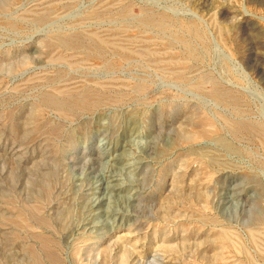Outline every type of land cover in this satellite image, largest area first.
I'll use <instances>...</instances> for the list:
<instances>
[{
  "label": "rangeland",
  "instance_id": "obj_1",
  "mask_svg": "<svg viewBox=\"0 0 264 264\" xmlns=\"http://www.w3.org/2000/svg\"><path fill=\"white\" fill-rule=\"evenodd\" d=\"M0 264H264V0H0Z\"/></svg>",
  "mask_w": 264,
  "mask_h": 264
},
{
  "label": "bare ground",
  "instance_id": "obj_2",
  "mask_svg": "<svg viewBox=\"0 0 264 264\" xmlns=\"http://www.w3.org/2000/svg\"><path fill=\"white\" fill-rule=\"evenodd\" d=\"M133 141V140H132ZM130 143V142H129ZM152 145V144H151ZM149 147V146H148ZM132 153V152H131ZM120 156V155H119ZM130 156V155H129ZM117 158V157H116ZM115 158V159H116ZM118 159V158H117ZM136 159V158H135ZM130 160H134V159H132V157H128V155L126 154V150L124 149V151L122 152V154H121V156H120V158L118 159V165H124V166H127L128 164H126L127 163V161H130ZM135 161V160H134ZM134 161L131 163V164H133V166L136 168L137 166H141L143 163H142V161H140V159L139 158H137V160H136V162L134 163ZM131 162V161H130ZM129 163V162H128ZM117 164V163H116ZM131 164H129V165H131ZM114 165H115V163H114ZM136 165V166H135ZM124 167L122 166V168H121V170L123 169ZM106 170V169H105ZM138 170V169H137ZM120 175V174H119ZM116 174H112L109 178V181H107L106 180V183H105V190H107V193H110V194H112V192H115V191H118V193L120 192L121 193V190H123V191H126V190H124V189H126L125 188V186H122V185H119V183L118 184H114L115 182V180L118 178H116ZM108 177V176H107ZM102 180V179H101ZM114 182V183H113ZM128 190V189H127ZM117 193V192H116ZM114 194V193H113ZM122 194V193H121ZM114 197V196H113ZM120 197V196H119ZM110 198V197H109ZM108 198V199H109ZM115 198V197H114ZM104 200H106V199H103V200H100V202L98 203V202H96V204L95 205H97V207H101L102 206V203L104 202ZM117 200V199H116ZM119 201V200H118ZM116 202V201H115ZM104 204V203H103ZM115 205H116V203H114ZM111 205V204H110ZM112 208V207H111ZM111 208H109V206H108V208H106V209H100L99 210V218H101V217H103V216H106V217H113V216H115V215H117V214H119V213H121L119 210H115V209H111ZM98 221H99V219H98ZM101 221V220H100ZM99 221V222H100Z\"/></svg>",
  "mask_w": 264,
  "mask_h": 264
}]
</instances>
